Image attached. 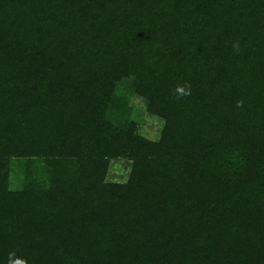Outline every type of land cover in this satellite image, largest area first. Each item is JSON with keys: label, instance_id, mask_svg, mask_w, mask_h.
I'll return each instance as SVG.
<instances>
[{"label": "trees", "instance_id": "1", "mask_svg": "<svg viewBox=\"0 0 264 264\" xmlns=\"http://www.w3.org/2000/svg\"><path fill=\"white\" fill-rule=\"evenodd\" d=\"M15 261L264 264V0H0Z\"/></svg>", "mask_w": 264, "mask_h": 264}, {"label": "rangeland", "instance_id": "2", "mask_svg": "<svg viewBox=\"0 0 264 264\" xmlns=\"http://www.w3.org/2000/svg\"><path fill=\"white\" fill-rule=\"evenodd\" d=\"M161 124L159 123V121L155 120V119H151V118H147L145 120V124H143L142 128H141V132L148 138H155L158 134V130L160 128ZM120 168H123V163H118V162H114V164H112V168H111V172L113 175L117 176L122 174ZM125 175L127 174L126 171ZM114 179V177H112Z\"/></svg>", "mask_w": 264, "mask_h": 264}, {"label": "clouds", "instance_id": "3", "mask_svg": "<svg viewBox=\"0 0 264 264\" xmlns=\"http://www.w3.org/2000/svg\"><path fill=\"white\" fill-rule=\"evenodd\" d=\"M239 47L238 43L233 44V48L237 49ZM175 94L177 95L178 98L185 97L190 95V88L188 85H183V86H178L175 89ZM243 102L242 101H237L236 106L237 107H242ZM11 255V254H10ZM12 264H20L19 261L12 262Z\"/></svg>", "mask_w": 264, "mask_h": 264}]
</instances>
